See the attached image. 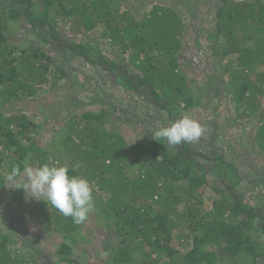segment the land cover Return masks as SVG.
<instances>
[{
  "label": "trees",
  "instance_id": "16d2710c",
  "mask_svg": "<svg viewBox=\"0 0 264 264\" xmlns=\"http://www.w3.org/2000/svg\"><path fill=\"white\" fill-rule=\"evenodd\" d=\"M201 11L204 19L211 15L214 21L212 30L204 31L226 60L213 67L225 72L235 115L243 119L258 114L248 171H240L235 151L226 159L228 143L214 146V139L205 149L187 142L173 148L155 140L149 155L134 157L143 144L108 129L106 120L115 104L110 100L105 106H98L103 102L99 99L97 105L61 100L58 105L66 114L54 130L62 136L69 175L85 177L93 186L95 210L90 216L96 223L101 218L116 235L106 250L109 264L263 261L264 192L256 191L254 205L244 200L240 187L252 184L264 190V0H0V191L23 192L12 187L24 183L23 174L12 182L6 179L14 166L23 173L26 162L47 163L45 149L35 138L40 124L23 102L40 95L47 83L52 90H70V81L78 86L66 65L74 58L94 65L101 84L108 82L130 99L145 94V104H158L170 123L201 104L200 90L211 86L209 80L200 77L201 68L193 66L187 73L180 63L190 28L203 23ZM21 29L23 37H15ZM96 29L112 50L101 52L100 38L97 43L78 42L65 34ZM55 53L64 60L58 63ZM208 97L221 95L212 92ZM124 107L121 113L131 117L126 112L130 107ZM241 136L236 144L243 148ZM53 160L63 165L62 158ZM37 202L40 213L34 212L45 227L24 238V251L33 247L31 239L38 243L49 231L58 240V264H84L71 255L72 246L83 239L82 224L43 200ZM12 236L0 228V264H40L33 253L30 259L10 256L8 246L16 241Z\"/></svg>",
  "mask_w": 264,
  "mask_h": 264
},
{
  "label": "rangeland",
  "instance_id": "374dc122",
  "mask_svg": "<svg viewBox=\"0 0 264 264\" xmlns=\"http://www.w3.org/2000/svg\"><path fill=\"white\" fill-rule=\"evenodd\" d=\"M200 14L203 23L200 26L198 23H195L194 26L190 28V32L184 40L186 52L181 56L180 63L182 67L183 65L187 67V73H190L191 67L193 66L201 68L199 69L201 70V73H199L200 77L204 79L206 77L211 86H208L206 91L205 89L200 90L202 93L201 104L192 107L188 112H184L185 115L191 116L199 121L205 129L199 141L190 144L195 148L205 149L210 146L209 143H211L213 139L215 141V143H213L214 146H218L220 142L228 143V147L223 150L226 159L228 161L232 159V156L235 155L233 151H235L237 156L233 158L240 164V171L246 172L249 170L250 163L252 162L250 157V148L252 147L251 136L258 114L243 119H239L235 115V107L230 99V86L227 84L229 81L225 77V72H218V70L213 67H220L221 62L223 64L226 60H223V56L219 54L218 46L214 48L216 41L213 42V48L211 45H208V39L204 31L205 28L212 30L214 21L211 20V15L204 19L203 14L205 13L201 11ZM25 27L27 28L28 26ZM24 32L25 31L21 29L14 36L18 38L21 36L23 37V34H25ZM100 32L101 31L96 29L88 33H83V30L75 33L66 31L65 34L68 33L66 35L68 39L77 40L78 42H83L85 40V42L95 41L97 43V39L100 38V51L108 52L112 50V47H109L107 43L109 41L100 37ZM59 34L62 35L61 30ZM199 35L200 37L198 39L196 36ZM25 37H27V34ZM197 39L199 44L196 43ZM51 47L53 46L51 45ZM220 51L223 53L225 51V46H221ZM55 58L58 63L64 60L62 57L57 56L56 53ZM210 58L214 60L213 64ZM205 59H207V61H205ZM66 65L68 69H73L74 80L78 82V86L74 85L73 81H70L69 85L72 86L70 90L62 88L52 90L50 83H47L41 87L40 95L23 102L26 107H29L28 113L31 114L32 112L31 117L35 122L40 124L39 135L36 134L35 138L38 139L37 143L45 149L46 159L48 160L47 163H49V165H57L58 162L57 160H53V157H58L62 158L61 164L67 166L68 155L64 144L61 142L62 136L59 135V130H54V128L62 123L64 115L66 114V111L60 108L58 103L63 99L69 102L73 98L81 99L86 104L93 105H97V99L102 100L103 102H98V106H105L106 103H109V100L115 103L111 105L112 110L108 113L111 116L106 120L108 121V129L115 128L120 134L123 132L127 140L133 141L132 143L135 141L142 142L143 146L141 150L134 157L144 158L149 155L152 142L155 141L152 132L158 127L170 124L166 112L161 109L158 104L155 105V103H153L152 107L147 106L145 104V97L147 98L145 94H136V97L130 99L125 93L117 92L108 82L101 84L97 76L98 70H95L92 64L85 65L80 59L74 58L72 62H66ZM91 70L94 71V75L91 73ZM85 73L88 75L87 81L84 79ZM223 74L224 79H222ZM87 82L89 87H87ZM81 83H84L85 87L82 88ZM102 90L106 94H102ZM212 92L220 93L221 97L215 100L210 99L208 95ZM40 103L42 106H40ZM127 105L130 109L126 112L131 113V117H125L121 113L127 109V107H124ZM130 123H132V125H130ZM96 128V124L93 125L92 129L95 130ZM240 134L244 135L241 136L245 143L243 148H240L239 145L236 144V140H240ZM30 165L37 166L36 161H33ZM23 179H25V177ZM21 190H23V192H18V195H16V193L12 195L8 191H4V189L2 192L0 191V199L3 203V206L0 208V215H2V211L5 213L9 210L5 217L0 216V228L2 232L10 231L14 234L12 237L16 240L13 245L8 246L10 256H15L16 258L18 257L16 255H21L20 260L22 257L30 259L33 253L35 259L40 264H58V262L55 261L57 255L54 254L58 248V240L56 235L52 232L45 231L46 237L38 243L31 239L33 247H31V250L24 251V238L27 237L29 239L40 230L42 231L45 226L39 222L41 221V217H39V214L37 215V213H40V206L36 205V202L38 201L37 203H39L41 200L31 197L23 188H21ZM257 190L264 192V190L252 184H243V186L240 187L244 200L254 205L257 202L255 198ZM240 191L238 190V192ZM34 210H36L37 213H35ZM82 230L83 239H79L72 246V258L84 264H109L110 259L106 250L110 245L115 243L116 235L104 227L101 218L97 217L96 223V219L92 215L89 216L87 221L82 223ZM258 264H264V260H261Z\"/></svg>",
  "mask_w": 264,
  "mask_h": 264
},
{
  "label": "clouds",
  "instance_id": "9594fccd",
  "mask_svg": "<svg viewBox=\"0 0 264 264\" xmlns=\"http://www.w3.org/2000/svg\"><path fill=\"white\" fill-rule=\"evenodd\" d=\"M208 45L213 48L215 39H208ZM225 45V43L223 44ZM218 46L216 43L214 45ZM205 129L203 125L184 115L167 126L156 128L152 135L155 140H163L169 147L177 148L184 143L199 141ZM21 176L19 167H13L7 176L9 182ZM24 183L13 184L14 188H23L26 193L37 200L51 204L64 217H71L77 225L88 220L95 210L93 186L90 181L81 176L69 175V169L64 165L31 166L27 162L23 168Z\"/></svg>",
  "mask_w": 264,
  "mask_h": 264
}]
</instances>
